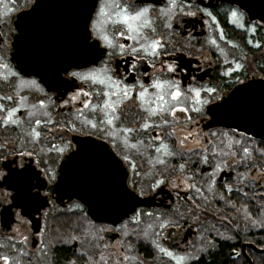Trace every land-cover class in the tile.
<instances>
[{
	"label": "flooded vegetation",
	"instance_id": "obj_1",
	"mask_svg": "<svg viewBox=\"0 0 264 264\" xmlns=\"http://www.w3.org/2000/svg\"><path fill=\"white\" fill-rule=\"evenodd\" d=\"M255 80L264 0H0V264H264Z\"/></svg>",
	"mask_w": 264,
	"mask_h": 264
},
{
	"label": "snow or ice",
	"instance_id": "obj_2",
	"mask_svg": "<svg viewBox=\"0 0 264 264\" xmlns=\"http://www.w3.org/2000/svg\"><path fill=\"white\" fill-rule=\"evenodd\" d=\"M105 6L107 7V5H105ZM117 7H118V6H117ZM147 12H148V9H143V10H141V11H137V12L135 13V15H130V14H128V12H127L126 10H124V11H122L121 13L118 14V17H119V18H118V21H116V22H119V23L124 24L129 32H137L139 27H143L144 24L147 23V22L144 21V19H143V18L145 17V15H146ZM100 15H101L102 17H106V18H107V20H106L105 22H111V17L109 16V13L106 12V11L104 10V8H101V10H100ZM236 15H237L236 12H233V13H232V16H233V17H236ZM93 27H96V25H94ZM103 38H104L105 41H107V43H108L109 45H111V41H108L106 36L103 37ZM121 47H123V46H121ZM150 47L152 48L153 52H155V51L158 49V47H159V42H153V44L150 45ZM134 51H135V50H134ZM168 70H169L170 72H171V71H175V69H174V68H171V67H170ZM71 75H72L73 77H78V76H79V74H78V73H75V72H73ZM89 78L95 80V77H87V76L83 77V79H89ZM100 83H103V81H100ZM32 84H35V81H32ZM154 86H155L156 88H160V87H161L160 84H156V85H154ZM208 91L212 92V91H215V90H214V89H209ZM85 95H86V93H85ZM124 95L127 96V92H125ZM144 95H145L144 92H141V93H140V96H141V97H143ZM179 96H180V92L177 91V92H175V93L172 95V98H173V99H176V98L179 97ZM197 96H199V92H197ZM159 100H160L161 102H163V101H164V97H163V96H160V97H159ZM87 106H88V105H85V107H87ZM104 107H105V108H111L112 111L115 112V108H114L110 103H105ZM160 110H163V105H161ZM180 110L183 111V109H180ZM150 111H151L152 114H155V112L157 111V109H151ZM13 115H14V113H9V117H8V118L11 119V117H12ZM113 119H115V117L108 119L107 123H108V124H112V123H113ZM37 124H39V121H37ZM146 127H147V126H146ZM129 131H130V130H129ZM36 135L38 136L39 133H36ZM61 151H62V149H61Z\"/></svg>",
	"mask_w": 264,
	"mask_h": 264
},
{
	"label": "rangeland",
	"instance_id": "obj_3",
	"mask_svg": "<svg viewBox=\"0 0 264 264\" xmlns=\"http://www.w3.org/2000/svg\"><path fill=\"white\" fill-rule=\"evenodd\" d=\"M256 65V64H255ZM146 176L151 178L152 173L148 171ZM154 214L150 216L138 214L130 222L129 229H124V235L126 237L131 236L134 242L136 241H156V235L158 233V227L156 224V218L153 217ZM93 242L95 240L93 239Z\"/></svg>",
	"mask_w": 264,
	"mask_h": 264
},
{
	"label": "water",
	"instance_id": "obj_4",
	"mask_svg": "<svg viewBox=\"0 0 264 264\" xmlns=\"http://www.w3.org/2000/svg\"><path fill=\"white\" fill-rule=\"evenodd\" d=\"M256 11H261L262 8L258 9L255 8ZM255 18H260L258 17V15L255 12ZM90 63H88L87 65H89ZM261 86H264V82L262 80H255V90H257L258 88H260ZM245 87H251V84H249L248 86H241L236 88L235 90H233V92L230 94V96L225 99L220 105L219 107L223 108L225 106L230 105L233 100L238 99L241 96V92L242 89ZM263 97V96H262ZM260 103H262V100L259 101ZM257 109H261L260 105L257 106V104L255 103V110ZM215 122H213L214 124ZM133 202L135 203L133 209L129 210L127 214H129L130 212H132L136 207L138 206H144V207H152L154 205H156L154 198H140L139 196H137L136 194H134V197L132 198ZM264 252V251H261Z\"/></svg>",
	"mask_w": 264,
	"mask_h": 264
},
{
	"label": "trees",
	"instance_id": "obj_5",
	"mask_svg": "<svg viewBox=\"0 0 264 264\" xmlns=\"http://www.w3.org/2000/svg\"><path fill=\"white\" fill-rule=\"evenodd\" d=\"M262 75V74H261Z\"/></svg>",
	"mask_w": 264,
	"mask_h": 264
}]
</instances>
